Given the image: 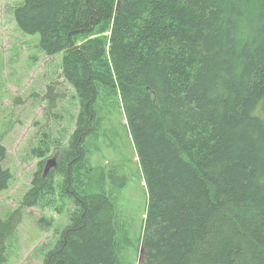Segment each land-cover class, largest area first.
<instances>
[{"label":"trees","instance_id":"16d2710c","mask_svg":"<svg viewBox=\"0 0 264 264\" xmlns=\"http://www.w3.org/2000/svg\"><path fill=\"white\" fill-rule=\"evenodd\" d=\"M11 13L61 55L78 111L66 146L45 133L34 148L30 188L0 217V264L22 209L56 193L73 211L42 264H119L116 189L87 193L80 173L87 138L104 129L98 102L109 115L120 106L144 178L139 264H264V0H21ZM7 156L0 143V192Z\"/></svg>","mask_w":264,"mask_h":264},{"label":"rangeland","instance_id":"374dc122","mask_svg":"<svg viewBox=\"0 0 264 264\" xmlns=\"http://www.w3.org/2000/svg\"><path fill=\"white\" fill-rule=\"evenodd\" d=\"M20 1L0 0V143L8 154L3 167L13 176L8 188L0 192L2 219L18 209L30 188L39 162L33 153L39 140L41 143L47 133L51 139L60 141V147L66 146L68 136L75 129L78 111L74 91L62 77L61 55H46L38 48V34L25 35L17 28L11 9ZM49 89L62 96L51 110L46 99ZM98 104L104 108L106 119L99 136L86 141V162L80 170L82 177L88 178L84 190L93 194L102 189L105 192L116 189L119 264H137L138 238L147 202L146 186L123 111L119 106L109 115L106 114L109 104ZM55 152L44 157L46 163L56 159ZM110 170H116V174L109 179ZM99 172L103 174L102 180ZM71 211L72 203L65 200L62 204L58 193L49 205L22 209V220L6 241L5 264H42L43 256L55 244L56 233L68 224ZM42 218L51 225L39 226Z\"/></svg>","mask_w":264,"mask_h":264},{"label":"water","instance_id":"95a60500","mask_svg":"<svg viewBox=\"0 0 264 264\" xmlns=\"http://www.w3.org/2000/svg\"><path fill=\"white\" fill-rule=\"evenodd\" d=\"M56 166L55 159L50 160L47 165L44 167V175H46L52 168ZM142 257V248L139 252V259Z\"/></svg>","mask_w":264,"mask_h":264},{"label":"bare ground","instance_id":"6f19581e","mask_svg":"<svg viewBox=\"0 0 264 264\" xmlns=\"http://www.w3.org/2000/svg\"><path fill=\"white\" fill-rule=\"evenodd\" d=\"M48 173H49V172H48ZM48 173H47V174H48ZM47 174H46L45 176H47ZM141 248H142V245H141V247H140V250H141ZM140 250H139V252H140ZM142 254H143V249H142ZM141 259H142V257H141ZM141 259L138 258V264L140 263Z\"/></svg>","mask_w":264,"mask_h":264}]
</instances>
